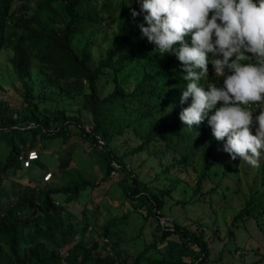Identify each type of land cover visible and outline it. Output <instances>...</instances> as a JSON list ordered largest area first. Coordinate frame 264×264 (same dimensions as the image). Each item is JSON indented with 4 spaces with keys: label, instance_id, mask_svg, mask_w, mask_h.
Here are the masks:
<instances>
[{
    "label": "trees",
    "instance_id": "obj_1",
    "mask_svg": "<svg viewBox=\"0 0 264 264\" xmlns=\"http://www.w3.org/2000/svg\"><path fill=\"white\" fill-rule=\"evenodd\" d=\"M111 5L120 8V16L126 9L140 10L136 0H0V50L5 46L12 50L9 61L20 80L22 96L20 106L15 107L0 100V264H207L210 259V241L203 226L191 229L176 221L172 226L160 223L159 217L165 216L164 196L174 187L153 191L130 169L126 170V182L121 183L126 195L145 220L156 219L153 240L134 255L126 253L121 240L112 236L111 226L124 223L123 216L104 223L99 231L97 207H83L79 214L68 207L82 190L99 184L98 179L84 176L69 163V138L75 134L101 147V153L108 152L103 156L102 179L113 167L124 168L123 156L110 144L126 131L140 139L129 154L159 142L171 145L173 139L184 144L165 165L166 170L171 166L186 168L192 163V152L198 151L194 194L201 181L213 174L209 167L218 141L206 120L193 128L181 121L180 113L190 103H180L186 86L183 69L175 55L160 56L142 35L138 27L142 13L136 18L130 13L118 22L105 53L93 56L94 41L88 35L109 23ZM85 35L87 39L84 37L78 49L74 41ZM188 40L190 43L191 38ZM34 71L59 94L81 96V109L89 120L80 109L70 113L41 106L30 80ZM102 79L112 85L105 94L99 85ZM202 83L222 84V79L214 76L209 65ZM86 121L105 139V145H98L84 132ZM53 138H61L60 148L65 152L59 151L58 170L66 177L56 183L42 175L6 191L3 179L9 169L14 173L27 169L18 155L30 148L40 151ZM38 162L45 167L44 162ZM258 169L263 188L250 195L232 224H239L248 206L264 213V160ZM47 170L51 175L54 172ZM63 247L66 254L60 251Z\"/></svg>",
    "mask_w": 264,
    "mask_h": 264
},
{
    "label": "rangeland",
    "instance_id": "obj_2",
    "mask_svg": "<svg viewBox=\"0 0 264 264\" xmlns=\"http://www.w3.org/2000/svg\"><path fill=\"white\" fill-rule=\"evenodd\" d=\"M17 1L15 0V3ZM119 10L116 5H111L108 9L111 13L109 23L101 25L88 35L94 41L92 45L94 57L105 53L118 22L125 20L131 13V10L126 9L120 16ZM84 37L87 39L85 35L74 41L78 49L84 43ZM11 54L12 50L9 47L5 46L0 50V100L15 107L20 106L22 96L20 80L9 61ZM30 80L41 106L64 108L70 113H76L80 109L86 120H89L90 116L81 109V96L68 97L59 94L51 86L41 82L36 71ZM99 85L102 94L107 93L112 87L111 82L104 79ZM139 141L137 134L126 131L115 137L110 145L117 155L123 156L125 168L127 169L129 165L132 174L146 182L151 190L159 191L171 185L174 187L170 195L164 196L162 210L165 216L159 217L161 224L172 226L176 221L186 223L191 229L203 226L211 246L207 264H264V213L260 208L248 206V210L243 212V219L238 221L239 224L231 223L233 216L245 206L250 195L257 194L263 188L258 168L242 162L239 157L233 160L223 151V142H218L214 148L215 158L209 167L210 173L213 174L201 181L194 194L193 189L197 187V164L194 163L199 159L198 151L192 152V163L186 168L171 166L166 170L165 165L172 160L173 155L178 154V149H182L184 144H179L177 139H173L171 145L159 142L129 154V149ZM69 142H71L70 165L84 176L99 180V184L88 186L81 191L77 199L69 202V209L79 214L83 207L88 209L97 207L99 214L96 228H99V231L104 223L123 216L124 223L111 226L112 236H117L121 240V247L126 253L134 255L153 240V233L156 231L155 217L145 220L132 205L121 184L126 182L124 178L128 173L124 169H120L117 177L108 175L106 179H102L105 166L103 156L108 155V152L101 153V147L94 146L88 138L76 134L69 138ZM47 144L45 148L38 150L39 158L32 160V164L24 172L19 169L14 173L9 169L3 179L6 191L13 186L19 187L17 183L26 184L41 179L46 169L54 171L49 178L52 182L59 183L61 178L66 177L58 170V166H61V160L58 158L61 138H53L47 141ZM38 160L44 162L45 167L41 166ZM263 160L264 158L261 162ZM150 252H153L152 248Z\"/></svg>",
    "mask_w": 264,
    "mask_h": 264
},
{
    "label": "clouds",
    "instance_id": "obj_3",
    "mask_svg": "<svg viewBox=\"0 0 264 264\" xmlns=\"http://www.w3.org/2000/svg\"><path fill=\"white\" fill-rule=\"evenodd\" d=\"M138 27L160 56L173 54L186 86L180 113L204 121L233 160L259 168L264 158V0H136ZM188 37L191 38L189 43ZM209 65L221 83L202 81Z\"/></svg>",
    "mask_w": 264,
    "mask_h": 264
},
{
    "label": "built area",
    "instance_id": "obj_4",
    "mask_svg": "<svg viewBox=\"0 0 264 264\" xmlns=\"http://www.w3.org/2000/svg\"><path fill=\"white\" fill-rule=\"evenodd\" d=\"M82 127H83L84 132H85V133H86L91 139L95 140L96 143H97L98 145H101V146L105 145V139L101 136L100 133H98L97 131L94 130L92 124H90V123H84V124L82 125ZM18 157H19V159H21V160L23 161V165L26 166V167H28V166H30V165L32 164V160H34V159H36V158L39 157V152H38V150H36V149H31V148H30V149H28V150H27L26 152H24V153L21 152V153L18 155ZM116 165H117V164H116ZM126 166H127V165H126ZM120 168H121V166H119V165L113 167V168L110 170V172H109V176H110V177H113V178H114V177H117L118 174H119ZM122 169H124V170L126 171V170L130 169V167H129V165H128V166H127V169L125 168V166H124V168H122ZM50 176H51V172H50V171H46V173H44L43 179H48V178H50ZM104 240H108V238H107V237H104ZM107 248L110 249V246L107 245ZM60 251H61L63 254H66L65 248H61ZM73 264H75V263H73Z\"/></svg>",
    "mask_w": 264,
    "mask_h": 264
}]
</instances>
